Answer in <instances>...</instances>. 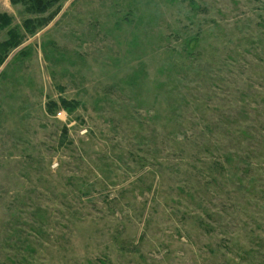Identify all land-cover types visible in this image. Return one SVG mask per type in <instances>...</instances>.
Masks as SVG:
<instances>
[{
    "label": "rangeland",
    "instance_id": "rangeland-1",
    "mask_svg": "<svg viewBox=\"0 0 264 264\" xmlns=\"http://www.w3.org/2000/svg\"><path fill=\"white\" fill-rule=\"evenodd\" d=\"M0 13V264H264V0Z\"/></svg>",
    "mask_w": 264,
    "mask_h": 264
},
{
    "label": "trees",
    "instance_id": "trees-1",
    "mask_svg": "<svg viewBox=\"0 0 264 264\" xmlns=\"http://www.w3.org/2000/svg\"><path fill=\"white\" fill-rule=\"evenodd\" d=\"M12 5H22L25 10L33 15H39V17L33 19L29 18L23 22L24 31L26 33L34 34L38 29L48 25L53 18L58 14L60 10V3L62 0H10ZM48 15H46L50 10ZM12 17L7 13H0V32L11 24ZM22 36L17 30H11L9 33V39L0 43V66L7 58V54L11 48L18 47L21 44ZM60 105V106H59ZM64 108L69 113L74 111L78 107V103L66 99H60L59 104L57 101H51L47 105V111L50 114H55L57 109ZM63 134L67 135V128L63 130Z\"/></svg>",
    "mask_w": 264,
    "mask_h": 264
},
{
    "label": "built area",
    "instance_id": "built-area-1",
    "mask_svg": "<svg viewBox=\"0 0 264 264\" xmlns=\"http://www.w3.org/2000/svg\"><path fill=\"white\" fill-rule=\"evenodd\" d=\"M64 110H60L59 112H58V117H63V115H64V112H63Z\"/></svg>",
    "mask_w": 264,
    "mask_h": 264
}]
</instances>
